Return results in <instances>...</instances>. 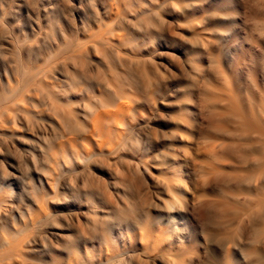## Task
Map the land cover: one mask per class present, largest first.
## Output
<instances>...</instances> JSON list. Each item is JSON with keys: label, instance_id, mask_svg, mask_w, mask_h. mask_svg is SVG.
Here are the masks:
<instances>
[{"label": "rangeland", "instance_id": "rangeland-1", "mask_svg": "<svg viewBox=\"0 0 264 264\" xmlns=\"http://www.w3.org/2000/svg\"><path fill=\"white\" fill-rule=\"evenodd\" d=\"M114 6L0 0V237L40 205L51 220L29 239L31 264H264V236L259 255L250 254L256 207L244 180L264 167L256 159L264 156V136L251 122L256 117L264 125V0H150L138 15H116ZM97 31L128 37L124 53L135 57L129 71L137 102L126 122L133 142L112 159L97 150L90 161L70 153L57 158L67 138L78 148L95 147L87 133L55 123L47 92L16 115L30 77L22 68L47 62L44 79L84 122L89 103L101 106L96 69L106 71L107 63L89 43L79 58L83 67L61 48ZM114 67L123 81L116 59ZM167 173L182 180L173 208L181 235L169 254L163 247L143 250L139 241L142 227L167 233ZM130 179L140 199L132 197ZM112 207L124 209L128 221L114 220Z\"/></svg>", "mask_w": 264, "mask_h": 264}, {"label": "bare ground", "instance_id": "bare-ground-1", "mask_svg": "<svg viewBox=\"0 0 264 264\" xmlns=\"http://www.w3.org/2000/svg\"><path fill=\"white\" fill-rule=\"evenodd\" d=\"M113 1L116 4V7L114 6L116 9V15H138L150 0ZM136 25L138 26V29L142 28L141 22L137 21ZM128 42V37L123 36L121 33L105 38L100 31H97L89 35L86 41L70 40L62 44L61 52H66L70 58H72V63L74 65L80 64L81 67H83L82 60L79 58L84 55V45L87 43L93 48L94 54L101 60L104 59L107 63L106 71L99 68L96 69L98 75L95 84L97 86L98 99L101 102V106L96 107L89 103L84 114V117L87 120L84 122L80 121V119L76 118V116L71 113L72 109L62 106L59 99L58 87H56L55 92H53V84L44 79L48 77L45 74L47 70L44 69L47 62L43 64L41 69L38 67L22 68V70H24V77L27 75L30 77H28L26 85V97H24V99L17 98V101L24 102V104H21V107H16V115L19 111L24 113L28 112L27 106L35 108L38 95L41 91L47 92L48 99L46 100V105L51 116L54 118L55 123L71 131L82 132L84 134L87 133L88 140L95 147L93 150L89 144L82 148H78L73 145L70 138H67L65 142L59 145V149L56 150L55 156L57 158L65 153H70L71 157L76 160L78 159V161H90L91 156L95 154V151L97 150L96 156H103L112 159L116 153L123 154L128 149V143L133 142V137L130 136L131 131L126 122L132 115L137 102L136 97L131 90V82H136L134 79L135 74L132 75L129 71L134 63L133 59H135V57L124 53ZM122 58L127 59L128 62L123 63V61H121ZM115 59L122 70L121 78L123 81H120L118 75L120 72L115 70ZM143 72L144 76H142L145 77L148 82L147 78H149V73L147 74L146 71ZM38 75L41 76L37 77ZM74 84L75 76L73 74L70 77V84L68 83V85L70 86ZM107 88H110L112 91H108ZM251 122L254 124L257 133L260 134V136H264V125L262 122L256 117H253ZM256 159L257 161H263L264 156L262 158L257 157ZM133 168H137L136 170H138L137 165H134ZM255 171L258 173L256 177L249 173L250 175L248 174L247 176L246 174L244 180L252 186L250 188L248 187V189L246 188L248 190L247 195L250 197V203L256 207L255 227H253L254 225L252 226L254 228V233H252L251 236L252 246L250 248V254L258 256L259 247L262 246L258 247V239L264 236V167L255 169ZM181 183L182 180L177 173L165 174L166 190L167 193L172 195L171 200H164L163 203L170 211V213L167 214L166 219V225L168 226L167 233L162 235L161 228H159L157 232H154V230H145L141 226L144 232L139 234V241L143 250L150 249L155 252L163 247L164 251L168 254L175 250L174 245L177 243V238L181 235V232L179 224L176 223L179 212L173 208L175 205V198L177 195H180L179 186ZM128 184L131 189L132 197L140 199L141 190L135 185L133 179H130ZM49 188L51 191L53 190L51 184ZM223 193L222 196H224ZM222 196V208L225 210L228 203L226 197ZM226 196L228 197L227 194ZM227 199H229V197ZM4 205L6 208H12L14 206L11 202L4 203ZM125 208H131L129 202H127ZM38 209V212L23 219L20 226L14 227L13 230L10 231V234L6 233V236L0 237V264H31L28 263L26 254V247L30 243L29 239L35 233L42 221L51 220L48 208L46 210L39 205ZM109 214H113L114 220L128 221V215L121 207H112ZM111 229L112 227L109 228V230ZM244 245H247L246 248L248 250V246L250 247V245L245 243ZM242 246L243 244L238 248L241 249ZM262 250L263 249H261V251ZM118 256L122 257V254H119Z\"/></svg>", "mask_w": 264, "mask_h": 264}]
</instances>
